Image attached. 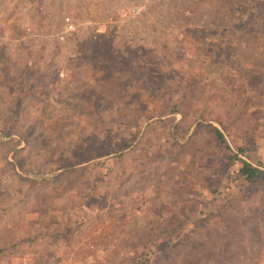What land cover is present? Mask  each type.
Returning a JSON list of instances; mask_svg holds the SVG:
<instances>
[{"label":"rangeland","instance_id":"obj_1","mask_svg":"<svg viewBox=\"0 0 264 264\" xmlns=\"http://www.w3.org/2000/svg\"><path fill=\"white\" fill-rule=\"evenodd\" d=\"M192 2L0 0V69L13 73L9 93L19 92L17 84L23 75L32 81L35 73L36 87L24 89L29 104L22 119L41 127V139H53L52 128L61 135L60 143L70 139L81 143L85 137L75 134L96 121L89 100L78 107L84 113L75 117L76 123L58 114L55 109L59 103L50 97L60 88L62 97L90 91L93 96L110 99L112 111L101 112L104 125H110L112 117L117 119L114 109L122 115L128 111H134L135 117L146 115L150 122L139 132L141 140L137 136L120 157L98 167L94 160L106 157L95 156L81 163L85 165L83 172L73 171L41 184L21 180L14 170L28 177L32 171L15 162L13 170L4 167L0 158V264H74V260L87 255L90 256L82 264H132L135 255L147 251L152 241L165 235L160 225L169 207L174 206L169 213L171 220H187L193 217L191 209H199L207 187L212 186L219 189L217 201H221L222 181L218 180L223 172L218 166V149L208 147L204 153L202 129L181 148L175 147L173 139L184 141L198 120L221 128L209 116H222L230 107L236 115L244 116L245 109L239 103L244 96L239 95L241 100H231L230 104L223 101L224 96L251 82L252 90L262 97L264 86H256L260 77L254 73L263 74L264 57L260 51H243L240 42L237 54L225 63L222 38L206 24L209 17L215 18L214 7L195 0L186 23L179 14L174 16V10ZM132 5L139 7L137 13L126 12ZM64 15L72 22L73 30L61 42L55 33L62 28ZM202 26L206 31L201 35L198 29ZM197 36L202 41L198 42ZM208 49L214 51L215 59L210 57L215 64L213 72L196 58V54ZM99 64L107 65L106 70L99 69ZM226 65L228 76L223 73ZM126 77L132 83L122 89ZM231 80L235 88L229 85ZM41 88L48 104L44 106L45 113L39 115L37 99ZM0 90V95H6L4 88ZM245 91L251 93L247 88ZM131 94L136 96L133 106L123 105ZM191 95L206 102L189 101ZM31 96L38 98L33 100ZM176 101L185 103L182 119L179 112L164 115L165 105ZM199 103L206 113L204 119L196 120ZM172 117L175 120L170 123ZM257 123L249 125L251 137L259 145L254 158L264 164V147L260 144L264 126ZM4 147L0 146V151H5ZM47 153L43 152V157L35 150L25 153L29 168H46ZM7 159H13L11 154ZM94 180L102 183L98 193L89 190ZM43 205H48L49 210H44ZM176 209L181 212L176 214ZM90 243L94 244L93 250L88 249ZM250 255L252 260L247 264H264V253L260 257Z\"/></svg>","mask_w":264,"mask_h":264},{"label":"trees","instance_id":"obj_2","mask_svg":"<svg viewBox=\"0 0 264 264\" xmlns=\"http://www.w3.org/2000/svg\"><path fill=\"white\" fill-rule=\"evenodd\" d=\"M202 1L215 8V18L209 17L206 24L213 27V32L222 38V50L227 55L225 63L230 62L231 55L237 54L240 42L243 51L244 49L260 51L261 57H264V0ZM195 3L193 0L192 3L177 8L173 11L174 16L179 14L184 17L182 22L186 23V20H189L191 7ZM204 26L198 29V33L201 35L206 31ZM200 36H197L198 42L199 40L202 41ZM213 53L214 51L208 49L206 53L202 51V53L196 54L201 66H205L206 69L210 68L212 70L210 72H213L215 67V64L210 61V57H215ZM97 66L103 71L107 67L105 64ZM1 69L0 88L5 90L8 87V89L5 90L6 95H0V146H5V151H0V158L4 160V167L13 170L15 162L20 168L31 170L32 175L30 177L23 176L15 170L14 172L21 180H27L32 185L56 180L73 171L83 172L85 165L81 163L101 154L106 158L94 160L95 166L100 167L104 161L110 162L120 157L123 149L131 145L139 132H142L150 123L146 121V115L135 117L134 111H128V114L122 115L118 109H114L113 113L117 119L112 117L110 125H104L101 123L104 119L101 112L104 110L112 111L110 99L102 95L93 96L90 91L81 94H66L62 97L60 93L62 88H60L50 97L52 101L59 103L55 109L58 114H63L69 121L76 123L75 117L84 113L82 112L84 110L78 107L82 106L84 101L89 100L92 102L91 113L95 115L96 121L88 124V127H82L75 134L76 137L84 136L86 138L81 143L72 139L60 143L58 137L61 135L56 134L52 128L50 132L53 133L54 138L41 139L44 134L41 132V127L36 122L28 124L22 119V116L25 115L23 110L29 104L26 103L27 95H25L24 89L27 86L36 87L35 81H38L35 78V73L32 81L27 79L29 76L22 73V79L20 78L21 80L17 84L19 92L9 93L7 92L10 89L8 85L12 81L13 73L9 72L8 69L3 73ZM223 73L225 76L230 73L228 65L224 67ZM262 73H254L260 77L255 82L257 87L264 86V71ZM246 76L249 78L250 74L248 73ZM131 83L132 79L126 77L121 88L127 89ZM234 83L233 80L229 82L231 88H235L233 87ZM246 85H241V89H236L235 92L226 93L225 100H223L230 104L231 100L235 102L241 100L239 95L244 96V101L239 102L245 109L244 116L236 115V111L232 107L223 112L222 116L218 113H209V118L215 120L221 128L210 122L198 120L194 125L192 124L191 131L184 141L173 139L175 147L181 148L190 139L193 140L196 133L202 129L205 135V142L203 141L205 151L201 148L199 151L206 153L208 147L218 149V152L221 153V157L217 158L218 166L220 172H223L219 175L220 179L218 180V182L222 181L221 201H217L219 189L212 186L207 187L205 195H202L203 200L198 206L199 209L197 207L191 209L190 212L193 213V217L187 220H183V218L181 220L177 218L176 222L171 220L169 213L174 209V206L169 207L164 217L165 220L160 225L161 232L165 235L152 241L147 251L135 255L132 264H247L252 260L250 253H253L255 257H260L264 253V164L260 159L254 158V154H258L259 145L251 137L249 126L256 122L264 126L262 124L264 123V93L261 97L258 91L252 90L251 82H247ZM246 88L251 93L247 94ZM41 92L38 93L40 98L37 96L30 97L33 100L38 98L39 105L37 107L41 110L38 112L39 115L45 113L44 106L48 104L47 94L42 88ZM214 99L217 100V97ZM135 100V94H131L129 99L123 102V105L132 107ZM189 101L204 103L206 99L201 101L196 96L191 95ZM201 103L197 104L198 109L195 110L194 118L196 120L205 117L206 110ZM184 104L183 101L182 103L176 101L166 104L164 115L168 116L179 112L181 114L180 119H182L185 112ZM247 106L250 107L247 108ZM132 109L134 110V108ZM29 114L30 112L27 111V115ZM174 120L175 117H172L170 123ZM72 132L73 128L70 131V136ZM262 132L263 141L260 144L264 147V131ZM142 137L143 135L138 136L137 140H141ZM29 150L38 151L40 155L43 152H48L47 155H49L51 150L54 152L53 155L47 156L49 158L45 161L46 168L36 167L33 170L28 165L29 156L25 155ZM7 152L13 157L12 160L7 159ZM55 168H58L59 171L53 170ZM43 171L51 173L47 176H41L39 173ZM101 180H105L104 175L101 176ZM92 185L89 190L96 193L97 188L101 187L102 183L98 181L95 183L94 180ZM43 209L48 211V205H43ZM176 210V214L181 212V209ZM196 210H198L197 213Z\"/></svg>","mask_w":264,"mask_h":264},{"label":"built area","instance_id":"obj_3","mask_svg":"<svg viewBox=\"0 0 264 264\" xmlns=\"http://www.w3.org/2000/svg\"><path fill=\"white\" fill-rule=\"evenodd\" d=\"M139 11V7L136 5H132V7L128 10H126V12H132V13H137ZM73 30V24L70 21L69 17L67 15H64L62 17V28L58 31H56L55 36L56 39L59 41H63V39L65 38L66 33H69ZM23 37V34H22ZM88 249L93 250L94 249V244L90 243L88 245ZM90 255H87L86 257H84L83 259H76L74 260V264H82L83 262H85V259H87Z\"/></svg>","mask_w":264,"mask_h":264}]
</instances>
